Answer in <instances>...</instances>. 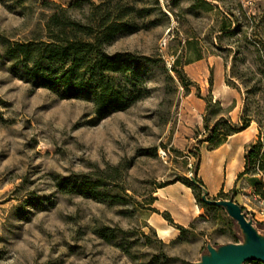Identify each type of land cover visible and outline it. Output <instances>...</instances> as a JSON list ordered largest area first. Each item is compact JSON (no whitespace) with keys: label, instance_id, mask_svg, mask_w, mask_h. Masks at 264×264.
I'll list each match as a JSON object with an SVG mask.
<instances>
[{"label":"rangeland","instance_id":"rangeland-1","mask_svg":"<svg viewBox=\"0 0 264 264\" xmlns=\"http://www.w3.org/2000/svg\"><path fill=\"white\" fill-rule=\"evenodd\" d=\"M205 1L209 11L194 9L193 0H0V264H199L211 250L247 241L223 207L202 201L205 192L206 200L235 205L264 242V98L246 94L258 86L250 75L230 77L233 50L216 40L226 8L240 3L254 13L264 0ZM50 2L76 20L91 4L114 16L130 8L122 21L134 31L105 50L132 56L147 95L97 120L90 101L59 99L15 72L5 43L40 32ZM193 40L199 44L187 45ZM197 50L201 59L185 64ZM237 67L254 69L252 56ZM245 107L246 139L208 151L204 127L227 122L241 130ZM258 139L256 162L232 180L243 154L230 153ZM176 181L195 188L200 215L161 241L149 226L154 194ZM81 184L95 198L76 193ZM218 186L221 194H210Z\"/></svg>","mask_w":264,"mask_h":264},{"label":"trees","instance_id":"trees-1","mask_svg":"<svg viewBox=\"0 0 264 264\" xmlns=\"http://www.w3.org/2000/svg\"><path fill=\"white\" fill-rule=\"evenodd\" d=\"M48 14L42 18V30L30 33L24 41L6 42L4 55L13 62L15 72H21L23 78L33 83L37 88H43L57 94L59 99L87 100L93 104V114L97 120H102L115 112H122L147 95L146 84L142 75L130 65L129 54H108L105 50L119 33H131L135 26L122 18L131 11L117 9L114 16L109 9L101 10L100 5L91 4V11L84 20L72 19L65 8L56 3H48ZM194 9L209 11L211 5L205 0H193ZM218 22L217 41L225 39L233 50L230 77L236 80H255L252 88H246L247 95L261 94L264 98V6L254 13L248 12L242 4L226 8ZM197 46L196 40L187 41V45ZM193 60L201 59L200 50ZM245 53L252 56L254 69L239 70ZM177 61L172 69L183 86H186L185 76L176 70ZM245 115L241 118L242 128L236 130L224 122L226 128H220V123L213 127H204L208 151L220 147L229 137L245 130L249 126L250 116L245 107ZM260 139L243 154V169L236 180L245 176L250 166L256 162L260 150ZM179 182V181H176ZM200 182V181H199ZM175 183V182H173ZM191 189L195 200H199L188 182H180ZM169 185V184H167ZM200 185L201 182H200ZM163 185L161 187H164ZM76 193L89 198H95L96 192L86 185H73ZM221 193L219 192L218 195ZM211 208H213L211 206ZM163 218L171 222L169 215ZM181 230V229H180Z\"/></svg>","mask_w":264,"mask_h":264},{"label":"crops","instance_id":"crops-1","mask_svg":"<svg viewBox=\"0 0 264 264\" xmlns=\"http://www.w3.org/2000/svg\"><path fill=\"white\" fill-rule=\"evenodd\" d=\"M247 129L229 137L220 147L212 150L218 153L231 143L234 139L243 136L245 139L248 136ZM245 140L242 144H238L234 151L230 153L233 159L236 152L245 153ZM243 163L237 175L242 171ZM232 176V180L237 177ZM232 185V184H231ZM221 190V187H216L210 194H216ZM208 193V192H207ZM153 213L149 217V226L155 231L161 241H169L178 236L179 230L189 226L200 215V208L197 206L195 197L190 188L180 182H175L158 189L154 194ZM169 215L171 222L163 218V214Z\"/></svg>","mask_w":264,"mask_h":264},{"label":"water","instance_id":"water-1","mask_svg":"<svg viewBox=\"0 0 264 264\" xmlns=\"http://www.w3.org/2000/svg\"><path fill=\"white\" fill-rule=\"evenodd\" d=\"M207 195L208 193L205 192L202 201L210 205L223 207L228 216L236 222L239 229L246 236L247 241L243 244L225 245L218 252L211 250L209 258L202 259L199 264H244L249 261L264 263V242L260 240L256 231L240 210L230 201L206 200Z\"/></svg>","mask_w":264,"mask_h":264}]
</instances>
